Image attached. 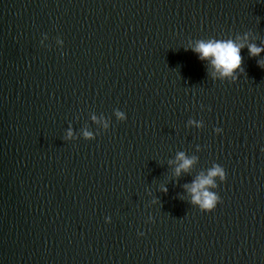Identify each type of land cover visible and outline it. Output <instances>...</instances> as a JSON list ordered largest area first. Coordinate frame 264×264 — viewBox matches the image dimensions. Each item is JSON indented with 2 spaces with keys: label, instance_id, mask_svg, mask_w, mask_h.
<instances>
[{
  "label": "water",
  "instance_id": "obj_1",
  "mask_svg": "<svg viewBox=\"0 0 264 264\" xmlns=\"http://www.w3.org/2000/svg\"><path fill=\"white\" fill-rule=\"evenodd\" d=\"M209 39L245 44L233 77L192 51ZM249 43L264 0H0V264H264ZM214 164L205 213L190 189Z\"/></svg>",
  "mask_w": 264,
  "mask_h": 264
},
{
  "label": "clouds",
  "instance_id": "obj_2",
  "mask_svg": "<svg viewBox=\"0 0 264 264\" xmlns=\"http://www.w3.org/2000/svg\"><path fill=\"white\" fill-rule=\"evenodd\" d=\"M244 39H248L247 34ZM243 47H245V44H238L232 39H209L207 41H196L195 46L192 47V51L199 56L201 61H209L211 68L215 70L212 74L214 79L216 78V73H219V77L224 79L233 77V74L241 69V49ZM247 48L251 57H257L264 52V47H258L254 43L247 44ZM257 63L258 66L264 68V62L258 61ZM116 115L119 119H124V114L122 112L117 111ZM197 126L199 127L200 125ZM105 127H107V125H105ZM215 131L217 134H220L222 130L216 128ZM89 135V133H85L86 137ZM69 136H71V132H69ZM177 158L182 161L176 169L177 175H179L182 170L187 171L195 159H187L183 153H179ZM217 179L223 183L226 179V173L220 165L214 164L213 167L208 170L207 176H199L190 189L192 193V203L198 206L201 212H212L220 202V198L216 192L207 190L208 187L217 188ZM164 191L166 192L167 189H164Z\"/></svg>",
  "mask_w": 264,
  "mask_h": 264
}]
</instances>
